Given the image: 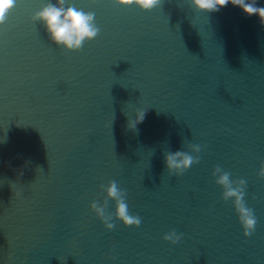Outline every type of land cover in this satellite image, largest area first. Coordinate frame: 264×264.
I'll use <instances>...</instances> for the list:
<instances>
[{
  "label": "water",
  "instance_id": "water-1",
  "mask_svg": "<svg viewBox=\"0 0 264 264\" xmlns=\"http://www.w3.org/2000/svg\"><path fill=\"white\" fill-rule=\"evenodd\" d=\"M48 2L17 0L0 26V264H264L259 18L231 4L199 13L189 0L151 11L67 0L95 12L101 31L66 52L31 21ZM190 144L200 162L169 177L164 154ZM217 165L246 181L258 221L249 237ZM110 180L139 227L114 217L108 231L91 211ZM172 230L176 245L163 240Z\"/></svg>",
  "mask_w": 264,
  "mask_h": 264
},
{
  "label": "clouds",
  "instance_id": "clouds-1",
  "mask_svg": "<svg viewBox=\"0 0 264 264\" xmlns=\"http://www.w3.org/2000/svg\"><path fill=\"white\" fill-rule=\"evenodd\" d=\"M111 2L113 5H134L142 11H151L160 7L163 0H111ZM66 3L67 0H55V3L49 0L31 16V21L43 26L51 43L66 52H78L86 42L93 41L100 34L101 29L97 25L95 12L77 8L72 3H67L66 6ZM189 3L194 10L205 14L219 12L223 7L231 4L239 7L247 16H257L260 24L264 26V7L258 6L257 0H189ZM16 4L17 0H0V26L5 24ZM147 111L148 109L137 111L135 118L128 120V129L137 131V126L143 122ZM188 147L190 151H167L164 154V163L169 177L173 175L179 177L200 162L198 153L201 151V145L190 144ZM212 175L215 183L223 190L222 200L225 202L232 200L243 235L251 236L258 221L253 209L247 207L244 200L246 181L232 180L231 173L223 170L219 165L214 168ZM258 176L264 179V162L260 165ZM99 187L105 195L103 203L98 204L93 201L90 209L100 219L106 230L114 229L115 224L112 222L114 217L126 227L140 226L141 218L138 215H132L129 211L126 189L121 188L115 180H110L107 185L101 184ZM109 201L114 202V212L107 211ZM182 235L172 230L163 236V240L176 245Z\"/></svg>",
  "mask_w": 264,
  "mask_h": 264
}]
</instances>
